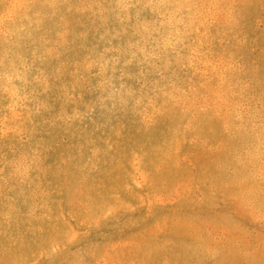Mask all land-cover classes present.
Masks as SVG:
<instances>
[{
  "label": "rangeland",
  "instance_id": "1",
  "mask_svg": "<svg viewBox=\"0 0 264 264\" xmlns=\"http://www.w3.org/2000/svg\"><path fill=\"white\" fill-rule=\"evenodd\" d=\"M188 8L185 52L175 53L184 31L173 24L171 51L158 47L151 65L134 64V73L114 69L112 75L105 62L81 60L59 76L71 84V99L79 97L76 85L83 88L76 119L110 125L101 133L103 155L123 143L106 113L109 91L118 94L113 115L135 114L142 126L168 112L175 116L176 137L164 141L175 159L160 166L151 186L141 184L135 194L82 189L66 205L58 193L43 197L37 179L42 152L63 149L73 156L78 140L54 136V109L61 104L55 92L45 109L17 111V135L4 138L0 149V198L26 196L20 216L26 240L34 244L26 264L52 254L64 264H182L181 246L196 252L201 264H264V0H188ZM51 46L54 61L70 50L58 42ZM34 115L45 125L31 134L24 119ZM22 153L28 167L17 175L10 164ZM125 163L139 181L137 155L130 153ZM96 233L97 244L91 237ZM16 252L10 243L0 259L9 262Z\"/></svg>",
  "mask_w": 264,
  "mask_h": 264
},
{
  "label": "bare ground",
  "instance_id": "2",
  "mask_svg": "<svg viewBox=\"0 0 264 264\" xmlns=\"http://www.w3.org/2000/svg\"><path fill=\"white\" fill-rule=\"evenodd\" d=\"M188 11V0H0V149L6 137L13 139L17 135V113L30 105L33 114L38 107L45 109L53 92L61 99L54 109L57 117L54 136H64L72 142L78 140L79 147L73 156L65 155L63 149L42 152L37 175L39 194L57 198L55 193H58L62 205L68 204L82 189L101 195L113 190L135 194L139 185L148 187L149 181L151 186L160 166L174 161L175 152L172 154L170 145L164 144L166 139L176 137L177 120L171 112L158 116L153 125L142 126L135 114L113 115L118 94L103 88L102 92L112 93L106 107L111 125L115 126L112 133L123 140L103 155L105 140L101 133H108L110 125L104 122L95 127L76 119L84 102L83 88L75 86L79 97L73 100L69 96L71 84L61 82L59 76L81 60L86 65L105 62L110 74L114 69L134 73V64L151 65V54L158 47L171 51L173 24L180 23L184 31L179 37L183 42L175 53L185 52ZM179 40L176 38L174 44ZM55 42L70 47L65 58L57 61L50 54L51 44ZM170 56L173 57L172 52ZM115 84L120 83L115 80ZM24 122L31 134L45 125L35 115L27 116ZM29 141L30 146L35 144L31 137ZM130 153L140 160L139 181L132 174L130 164L125 163ZM26 159L22 153L10 164L14 174H24L28 167ZM64 170L67 176L62 175ZM51 176L53 182L43 188L41 184ZM92 203L98 207L100 201L92 199ZM26 205L22 193L16 192L10 199L0 198V215L4 217L0 223V250L10 243L17 249L7 259L10 263L0 259V264H11L13 260L14 264H26L34 246L26 240L20 216V212L26 213ZM58 215L56 211L54 218ZM118 219L126 221L121 214ZM91 237L95 244L101 242L97 233ZM179 258L182 264H201L198 254L188 247L179 248ZM35 264L64 263L52 254L38 256Z\"/></svg>",
  "mask_w": 264,
  "mask_h": 264
}]
</instances>
